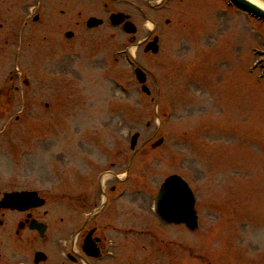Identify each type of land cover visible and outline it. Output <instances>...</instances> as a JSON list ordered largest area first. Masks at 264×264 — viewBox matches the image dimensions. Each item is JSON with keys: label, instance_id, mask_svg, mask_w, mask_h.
<instances>
[{"label": "rangeland", "instance_id": "374dc122", "mask_svg": "<svg viewBox=\"0 0 264 264\" xmlns=\"http://www.w3.org/2000/svg\"><path fill=\"white\" fill-rule=\"evenodd\" d=\"M32 4L0 0V85L5 78L13 88L20 78L30 83L19 94L10 92L5 107L9 119L27 112L15 124L25 127L21 135L28 143L25 184L54 196L68 190L70 196L80 187L68 183L103 170V151L115 150L125 159L119 158L121 172L133 158L137 188L120 202L122 211L131 212L128 221L140 223V230L158 227L146 216L150 203L140 189L155 193L167 174L176 173L195 191L200 222L195 234L162 227L169 235L164 244L129 236L122 260L264 264V24L223 1L185 0L183 13L173 10L179 26L161 35L154 56L137 45L150 28L143 20L137 21L134 49L114 29L98 28L104 33L94 35L72 26L79 41L56 53L49 30L25 21ZM95 9L88 12L100 16ZM129 58L147 74L148 98L139 91ZM43 125L61 129L47 134L27 128ZM133 133H139L134 155ZM159 137L163 144L150 149Z\"/></svg>", "mask_w": 264, "mask_h": 264}, {"label": "flooded vegetation", "instance_id": "af4514ba", "mask_svg": "<svg viewBox=\"0 0 264 264\" xmlns=\"http://www.w3.org/2000/svg\"><path fill=\"white\" fill-rule=\"evenodd\" d=\"M36 1L38 2L36 10L38 20L43 21V29H48L50 37L58 43L62 42L66 32L73 33L71 38L76 37L77 32L72 30V26L83 32L86 18L97 16L83 8L87 6L95 7L98 14L102 13L101 26H107L105 20L110 14H123L126 17L124 23L130 22L135 25L136 34L140 32L138 20H143L142 26H146L147 21H153L156 23L155 29L145 31L143 39L138 42L143 46L144 51L154 37L160 36L162 27L159 23L163 21L165 26L172 23V20L164 16L170 15L173 19L172 15H175L176 11L182 12L185 8V0H178V3L176 0ZM180 2L182 4H179ZM174 3L177 6L181 5L182 10L175 5L170 7ZM175 9L176 11H173ZM88 14L91 15L88 16ZM114 29L118 35L128 37L126 41L128 47L136 46L135 35L124 34L122 25ZM3 82L0 85V94L7 101L10 92H19V88H13L15 85L12 82L10 84L8 79ZM17 82L20 86L23 85L22 80ZM1 107L3 103L0 104ZM8 115L10 112L6 109L1 117L5 119ZM18 119L19 117L15 116V121ZM24 128L11 125L0 126V137L7 139L6 142L0 143V264H131V258L121 260L120 251L121 248L122 251L125 249L129 236L135 237L133 227L136 223L129 222L127 226L125 221H120L122 214H131V212L120 209L115 193L118 187L123 192L127 187L133 188L135 182H131L128 177L124 182L118 179L121 171L119 158H111L107 167L106 172L110 174L107 180H110V183L100 185L99 178L95 186L94 180L86 175L80 185L79 195L58 200L48 191L36 186L37 184L34 185L36 188H30V186L26 188L24 178L26 143L24 136L21 135L25 131ZM27 128L36 132L39 129L38 127ZM10 134L17 135L12 139ZM4 155L7 157H3ZM5 166L9 169L8 173L4 172ZM103 173L100 174L101 179ZM26 191L36 192L33 206L24 208L19 206V201L17 205L2 204L6 194H19ZM41 201L43 204H40ZM94 250L97 251V256L92 257L90 253ZM35 253H41L43 258L39 257L35 262Z\"/></svg>", "mask_w": 264, "mask_h": 264}, {"label": "water", "instance_id": "95a60500", "mask_svg": "<svg viewBox=\"0 0 264 264\" xmlns=\"http://www.w3.org/2000/svg\"><path fill=\"white\" fill-rule=\"evenodd\" d=\"M227 1L240 10L264 21V8L256 2L252 0ZM256 1L264 3V0ZM93 22L94 20L91 19L89 23L92 24ZM131 31L133 32L134 29L131 28ZM156 51V48H154L153 53H156ZM136 77L140 83L144 82V76L140 71H136ZM143 90L146 91L145 88ZM136 138L137 135L133 137L132 145H134ZM156 212L160 217L170 222H184L192 229L196 227L193 212V196L187 186L175 176L169 177L162 185L156 199Z\"/></svg>", "mask_w": 264, "mask_h": 264}, {"label": "bare ground", "instance_id": "6f19581e", "mask_svg": "<svg viewBox=\"0 0 264 264\" xmlns=\"http://www.w3.org/2000/svg\"><path fill=\"white\" fill-rule=\"evenodd\" d=\"M252 1L256 2L257 4H259L260 6H262L264 8V3H259L256 0H252Z\"/></svg>", "mask_w": 264, "mask_h": 264}]
</instances>
